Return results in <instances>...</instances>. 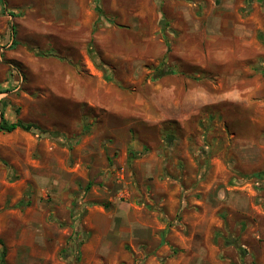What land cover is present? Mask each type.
Returning a JSON list of instances; mask_svg holds the SVG:
<instances>
[{"label":"rangeland","instance_id":"374dc122","mask_svg":"<svg viewBox=\"0 0 264 264\" xmlns=\"http://www.w3.org/2000/svg\"><path fill=\"white\" fill-rule=\"evenodd\" d=\"M18 121L0 264H264V0H0Z\"/></svg>","mask_w":264,"mask_h":264},{"label":"trees","instance_id":"16d2710c","mask_svg":"<svg viewBox=\"0 0 264 264\" xmlns=\"http://www.w3.org/2000/svg\"><path fill=\"white\" fill-rule=\"evenodd\" d=\"M13 44L15 45V43L13 42ZM167 51H170V47L168 46V50ZM172 74L171 71H165L164 69L163 70H158V73L157 75L155 76V79H160V78H163L167 75H170ZM36 127L31 125V124H25L21 121H18V122H15V123H6V122H3L0 126V129L2 131H6L8 133L10 132H13L15 130H22V131H25V132H31L32 130H34ZM38 129V128H36Z\"/></svg>","mask_w":264,"mask_h":264},{"label":"crops","instance_id":"0c3cea01","mask_svg":"<svg viewBox=\"0 0 264 264\" xmlns=\"http://www.w3.org/2000/svg\"><path fill=\"white\" fill-rule=\"evenodd\" d=\"M189 25H191V24H189ZM192 25H194V24H192ZM176 27H178V28H180V27H182L181 25H177ZM189 28H191L190 26H189ZM204 34H205V38H209V33L208 32H204ZM225 65L227 66L228 65V62H226L225 63ZM224 76V79H226L228 76H229V74H228V72H226V71H224L223 73H222ZM226 81V80H225ZM240 81V80H239ZM238 81V82H239ZM235 84V83H237V81H236V78L235 79H233V81L231 82V84Z\"/></svg>","mask_w":264,"mask_h":264}]
</instances>
